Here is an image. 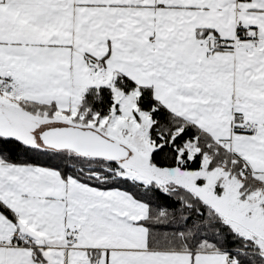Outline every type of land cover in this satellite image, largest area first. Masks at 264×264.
I'll return each mask as SVG.
<instances>
[{
    "label": "snow or ice",
    "instance_id": "1",
    "mask_svg": "<svg viewBox=\"0 0 264 264\" xmlns=\"http://www.w3.org/2000/svg\"><path fill=\"white\" fill-rule=\"evenodd\" d=\"M0 264H264V0H0Z\"/></svg>",
    "mask_w": 264,
    "mask_h": 264
}]
</instances>
